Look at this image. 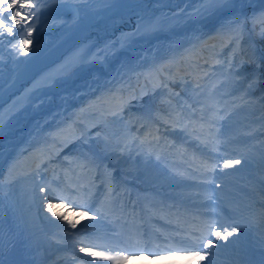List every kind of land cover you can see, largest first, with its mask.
Instances as JSON below:
<instances>
[{
    "label": "bare ground",
    "instance_id": "1",
    "mask_svg": "<svg viewBox=\"0 0 264 264\" xmlns=\"http://www.w3.org/2000/svg\"><path fill=\"white\" fill-rule=\"evenodd\" d=\"M199 1L201 3L195 5L191 0H111L103 6L88 8L85 7L89 6L85 0H35L39 12H37L35 21L36 30L33 32V42L30 45L31 52L24 55L20 49L12 47V44L18 43L21 38L20 35L15 37L5 35L0 39V75L10 71V69L13 70L12 66L13 64L17 65V62L24 61L26 64V66L20 65V71L16 74L11 73L12 75L6 84L0 86V104L2 105L0 108V120L7 114V110L8 112L13 110L16 112L12 118L18 120L16 123L23 124V121L28 122L26 125H19L11 131L12 139L14 136L16 138L22 136L21 144L18 146L20 150L17 149L18 151L11 153V149L8 148L11 146L9 144L11 143L9 142L10 139L0 140L2 155L7 152V154H13L14 156L11 158L7 156V159L3 158V160H0V163L3 162L0 167V208L4 212L3 218L8 225L7 227H12L10 219L14 222L13 229L9 233L6 230L3 239H5V242L9 239L18 242L19 248L15 249L16 254L18 250L23 251L20 257L17 258V260L19 259L18 264H51L52 260H54L52 258L53 255L62 249L54 248L50 240L40 235L42 233L40 230L42 229V221L38 214V202L32 193L33 178L27 173L31 169L27 168L26 161H29V157H32V154L29 153L32 152L31 150L35 145H38L36 140L39 137H45V141L43 140L38 146L39 151L37 152L40 153L38 155L50 153V151L56 149L60 142H64L66 138L71 137V135L82 134L83 131L85 132V122H83L80 115L83 116L81 111L87 102L86 100L97 99L99 94L104 92L110 93L111 96L114 95V92L121 96L134 92L136 94L142 93L145 90L143 88L144 85H149L151 84L150 82H155V80L161 78L159 75L163 73L162 64L166 61V64H170V61H178L182 58L190 66L191 61L188 57L192 51L196 50L202 54V52L209 53L212 49L211 44L204 43L208 39L202 37L203 33L211 30V28L230 34L232 41H234L233 44H237L241 38L240 41L246 48L248 56L258 62L263 61L261 40L264 34V21L261 19H264V9L255 8L254 3L256 0H231V3L225 7L222 6L218 13L207 14L200 22H194L190 19L187 24L182 25V28L179 29L166 30L161 28L154 34H147V36L138 35L136 17L140 16V13L136 14V10H140L141 14H146L155 12L158 8L164 9L163 12L167 11L172 16L178 13L176 17H173L177 19L179 12L188 15L194 8L206 6L210 2V0ZM68 6L73 8L72 15H65L64 13ZM70 7L69 9H71ZM118 9L123 11L119 13ZM114 10L116 11L114 12ZM94 11L104 13L102 21L87 22V24L79 22L77 17L79 13L85 12L90 15ZM104 11L114 12V17ZM128 21H130V25L133 22L136 23L135 29H131L129 33V37L131 35L132 39H134L131 43L124 41V39L121 40L119 34L114 32L117 24H125ZM83 25H86L87 29L91 27V29L95 27L102 28L105 25L104 29H99V32L104 33V31H107L113 33V35L105 36V38L109 39L106 41L109 43L107 46L103 47V49L98 47L93 52L98 58H93L91 62L85 65H79L70 73L60 75L68 67L65 66L64 58L69 57L68 55L71 52L66 53L58 63L34 77L35 79L31 80L28 86V88H32L36 83L43 86L48 79H51L52 83L46 89L39 92L35 91L34 95L28 96V88L26 87L22 92V96L19 99H14L15 96L11 92L16 88L19 81L28 75L31 66L33 69V66L37 63L42 64L45 61L60 57L65 48L69 50L67 46H69L68 44L71 43L74 36L71 34L72 31L76 27ZM44 29L48 30V32H43ZM62 29L65 30L59 36L57 32ZM83 33L88 34L84 31ZM64 36L68 37L59 42L60 40L58 39ZM213 38H216V36H212L209 39L213 41ZM99 42L101 41L97 40V43ZM168 58L170 60L163 61ZM192 65L190 68L195 69V61H193ZM70 77L72 78V83L70 82ZM9 93L11 94L10 97H8ZM34 107L37 110H34L32 115H30V110L32 111ZM172 118L174 117L172 116ZM66 120L67 125L65 127ZM64 129L66 133L59 131ZM152 131H156L154 126H151L150 132ZM56 133L59 134L56 136ZM54 134L56 137H54ZM3 137L6 138L5 136ZM33 157L32 161L37 156ZM24 158L26 159L23 163L22 160ZM113 159L116 160V164H113L115 169L118 171L124 170V160L117 158V156L113 157ZM20 163L23 165V169L16 168ZM21 172L24 173L23 175L20 174L22 176L21 180L27 188L22 194L23 202L18 203L17 197L11 190L13 187L9 182L11 183V177L16 173L19 175ZM214 179V177H209L205 182L199 183L198 180H194V182L189 183L198 184L200 185L199 189L207 190L206 188L211 184L210 181H214ZM111 185H108V187ZM103 187L105 186L103 185ZM123 188V186H120L121 192ZM51 194L50 192L42 194L41 203L44 207H47L48 201L53 199ZM53 210L56 213L66 215L71 220L77 221L78 208L73 204L69 205L68 208L59 207ZM59 223L61 226H70L66 220H61ZM11 234H13V238H11ZM2 242L0 241V256L8 248V243L3 245ZM44 243L48 247H45ZM60 247H67V244H62ZM44 248L50 249L49 256L45 255ZM104 252L116 257L123 264H183L185 262V259H179V255L167 256L161 254L157 255V257L151 256L145 262L143 260L145 256L128 257L126 260H121L120 251ZM62 255L63 259L67 260V255ZM35 256L37 257L35 258ZM84 256L85 262L89 264L88 259L91 256L87 254ZM56 263L57 261H55Z\"/></svg>",
    "mask_w": 264,
    "mask_h": 264
},
{
    "label": "rangeland",
    "instance_id": "2",
    "mask_svg": "<svg viewBox=\"0 0 264 264\" xmlns=\"http://www.w3.org/2000/svg\"><path fill=\"white\" fill-rule=\"evenodd\" d=\"M87 2L88 5H93V4H99L101 2H103L102 0H85ZM195 5H199V3H201L199 0H191ZM231 3V0H210L209 4H207L206 6H201L200 8L197 9H193L192 11L189 12L188 15H185L183 12L180 13L179 12V17L177 19H174L173 17L177 16L178 13H175V15H171L170 13H168L167 11L163 12L164 9H157L155 12L152 13H146V14H141L140 10H136V14L140 13V16L136 17L137 20V29L136 31H138V35H143V36H147V34H154L156 32L159 31V29L161 28H165L166 30H172V29H179L182 28V25L187 24L188 21H190V19L194 22H200L203 17L205 15H209L211 13H218L219 10H221L222 6H227ZM134 21H136L135 19H133ZM264 21V20H263ZM130 21L126 22L125 24L121 23L119 27H116V31L119 34V38L122 40L124 39V41L130 42L133 41L134 39H132L131 35L129 37V33L131 29H135L136 23L134 22L133 24L130 25L129 23ZM264 23V22H263ZM237 24V23H236ZM235 24V26H236ZM130 25V26H128ZM64 32V30L62 29V31L58 32L57 34L59 36L62 35V33ZM113 35V33H109ZM212 36H217L219 38H226V32L217 30L215 28H211V30L203 33L202 37H206V38H212ZM65 38H62V40H64ZM62 40H60L59 42H62ZM105 40H108V38H106ZM58 41V40H57ZM93 43V42H92ZM91 43V45H87L86 47H84L86 50L84 51V53H82L80 57H78L76 60H74V62H72V64L70 65L71 67H69L68 69L64 70L62 73H60V75H64V73L68 72L69 70H72L79 67V65H85L86 63H89L93 60V58H98V56H96L95 54H93V51H95V49H98L97 44L94 42L93 44ZM107 44H105V46H107ZM119 45V44H118ZM104 46V47H105ZM90 51H88V50ZM123 51V50H122ZM92 52V53H90ZM141 55V54H140ZM235 55V54H234ZM231 55V58H229L230 62H234V59L236 56L239 55ZM246 55V54H245ZM248 55V52H247ZM224 56H229V54H225ZM241 59L238 61L239 64L241 65V60L245 61L247 56H243L242 54H240ZM263 58V56H262ZM165 60H170L168 59H164ZM264 60V59H263ZM227 61V58H226ZM170 62H176V61H170ZM158 63V61H157ZM163 63V62H162ZM167 61L165 63L162 64V70L163 73H161L159 76L161 77V79L155 80V82H150L151 84L149 85H144V92L136 94V93H131L129 95V97L127 96L126 98H141L144 97L146 95V97L149 94V91L155 89L156 87H160V86H156L158 85L160 82H164V80L167 82L168 81V76H167V72L170 71V69L172 68V64H166ZM248 63H250L252 66L255 65H263L264 68V62H258L256 59L254 60V58H252L251 56H249V60ZM240 65L236 66V62H234V65L232 68H236L237 72L235 73L232 69H229L231 72L227 74V72H225V76L226 77H230L233 79L235 78L236 80L240 81V85L242 86L243 84L246 83V75L251 73V69L252 67H240ZM17 66V65H15ZM75 67V68H74ZM138 67V66H137ZM225 68L222 67L221 65L219 66H215L213 68V70L209 71L206 75L208 77H206L203 81V83L206 85L207 89H205V86L199 87L196 89V92L199 93H195V91H193L197 96H199V99H203L200 103H204V108H203V118H205V120H208V118L210 117V115H212V113H210L208 107L212 108L213 110L218 109V110H224L225 115H222L223 117H217L215 116L214 118L211 119V122L213 123L212 127L215 130H219L221 123L224 124V126L228 125V130L227 132L231 135L228 143L229 145H232V154H236L238 156H236L235 159L229 158L228 160H240L241 163L237 164V165H233L230 167H226L225 171L227 172L228 175V179H227V183H225V185H228V188H225L224 190H220L221 192L218 193V197L227 201H232L235 206H238L241 202L245 203V207H242V209L244 208L246 210V214L247 216H245L248 219V222L250 225L253 224V227L251 228L252 230L247 231V233L245 234L246 236L250 237V240L252 242H257L258 244H263L264 243V207L259 208V206L257 207L256 204H262V202H264V200H259V201H255V202H251L250 200L253 199V197H249L248 195H246L245 193H242L241 191L243 190V188L247 187L251 190H253V193L255 196H258V192L261 193V190L264 189L262 185H264V137L261 140L262 134H264V121H263V117H264V87H257L256 91H250L249 93H247L249 96V98H253L256 99V101L258 100V114L256 115H252V112H248V116L246 117V121L240 120L239 115L240 113L238 111H236L234 109V104L230 103L235 101L234 98H230V96L235 95L236 93L239 94L237 97L239 99V97H241L243 95V91L241 90V88L239 86H237L234 90H232L233 92L228 93L229 97L226 98L225 103L221 106H215V101L218 98V94H220L221 92H218L216 86H217V82L219 79H221V73L220 71L223 70ZM226 71V70H225ZM223 72V71H222ZM234 79V80H235ZM177 81H174L175 83H178V85L180 86V88L182 87V85L185 86V88L191 84V82L189 80H186L183 76V78L181 79H174ZM49 82V80H48ZM70 82L72 83V78L70 77ZM29 82H27L26 84L21 85L20 89H17L15 93H13V95L15 96L14 99H19L22 96V92L24 91V89L29 86ZM52 83V82H51ZM216 83V84H215ZM50 84V83H49ZM49 84H43L42 88H35V85L32 86V88H28L27 92L29 93L28 96H31L32 94L34 95L35 91L39 92V91H43L44 89H46V87L49 86ZM202 84V85H204ZM107 88V87H106ZM226 88V87H225ZM208 90V91H207ZM148 94H145L147 93ZM175 92V91H173ZM114 94H117L114 92ZM107 96H111L110 93H101L99 94L97 99H88L86 100V104L82 107V111L81 113H83V116L80 115L81 119H83L84 125H85V129H89L90 127H92V125L95 123V121H99L100 117L97 114H94L96 111V108H100L101 104L105 103L104 99H106ZM261 104V105H260ZM31 105V104H28ZM7 106V104H6ZM35 106V105H34ZM262 107V108H261ZM34 110H37L36 107H34L32 109V111L30 110V115H32V112ZM106 110V109H105ZM175 111H178L179 108L177 107L176 109H174ZM226 110V111H225ZM128 109H126V107L124 106V108L119 109V111L117 112L118 117H122L123 120H127V113H128ZM16 111H11L8 112V110L6 111V115H4L1 120H0V128H1V132H0V140H6V139H10L9 144H11V146H9L8 148L11 149V153H13L14 151H16L17 149L20 150V148H18V146L21 144L20 140L22 138V136L20 138H16L15 136L12 139V133L11 131H13L14 128L18 127L19 125H26L28 122L23 121V124L20 123H16V119H13V115ZM179 112V111H178ZM116 114V113H114ZM171 115H176L174 114V111L171 113ZM176 119L181 120L180 124L184 123V116L182 115V113L180 115H176ZM26 120L28 121V119L26 118ZM179 121V120H177ZM243 121V122H242ZM65 127L67 125V120L65 121ZM79 122V121H77ZM241 122V123H240ZM172 127V128H171ZM171 127H166L167 131L173 133L175 129L177 128H182L178 125H173ZM3 128V129H2ZM69 129V128H68ZM86 130L85 132L83 131V138H85V140L88 141V131L86 134ZM61 132L66 133V130H59ZM60 133V132H59ZM56 133V136L57 134ZM3 136H5L6 138H4ZM54 134V137H56ZM186 136V135H185ZM4 138V139H3ZM16 138V139H15ZM77 138L76 135H71V137L66 138V140L64 142H60L59 145L56 147V149L54 151H50V153H46L49 154L50 156H53L54 154H56L57 152H63V155H65L64 157H66V161L69 159L68 155H66V152L64 151L67 146L73 142L75 139ZM255 138V139H254ZM256 138H259L258 140H256ZM127 139L129 141V149L130 154L129 156L131 157V159H129V157H127V154L125 155L121 150L120 151H110L109 154L106 156L108 158V160L110 159V162H116L115 159H112L113 157L117 156V158H120L122 160H124L125 162V169L126 172L131 175V176H139L142 177V179L148 178L151 180H154L158 182V184H160V186L163 189H167L170 190L172 192H176L178 190L179 195L178 196H183V198H191L194 199V197H196V195H198V193L194 192L193 189H190L189 187H191L192 185H186L184 183H181L180 181H178V179H176L175 174L171 172L170 170L167 169V165L166 163L163 164L162 158L166 157L165 155L159 154V156H155V154H157L159 151H162V153H164L163 150H160L159 145L154 143L153 138L150 140H146V139H140L137 137V135L130 130V134H128ZM45 141V137L41 136L36 140V143L38 145H35L33 147V149L31 150L32 152H30L29 154L37 156L38 153L37 151H39L38 146L42 143V141ZM258 141V142H257ZM173 145V144H171ZM170 145V146H171ZM35 149V150H34ZM163 149V148H162ZM17 150V151H18ZM1 149H0V160L3 158L7 159V156L14 157L13 154H7V152L4 153V155H2L1 153ZM25 152V150H24ZM245 153V155H243V153ZM243 155V156H242ZM34 156V157H35ZM40 155H38L37 157H39ZM32 157H29V161H32ZM33 157V158H34ZM36 157V158H37ZM95 157L94 155L92 156L91 160H94ZM24 158L22 160V162H25ZM26 161V164L29 162ZM177 161V160H175ZM81 160H78L77 163L72 164V167L74 168V173L75 175H78V180L76 182L77 187L75 188L74 193H77L78 195L83 196L85 198V200L83 201V203L85 204V208H83L82 204L78 209V213L80 211H89V204H87L88 200L90 199V197L88 196L87 192L88 189L90 187H92L93 185L96 186L95 181H93L92 179H90V175L87 173H82L81 169H79V166H83L80 164ZM91 162V161H90ZM109 162V163H110ZM3 163V162H1ZM0 163V167L2 166ZM95 163V161H94ZM109 163H107L109 165ZM19 166L16 168L19 169H23V165L18 164ZM28 165V164H27ZM74 165L76 167H74ZM92 165V163H91ZM225 166V165H224ZM240 167H248L249 169L247 170H241V171H237L234 170L235 168H239ZM139 168H145L144 172L145 174L143 175H139L138 173H136V171H139ZM34 170V168L32 169ZM114 170V168H113ZM251 170L253 171L254 176H251L250 178L246 177L245 174H250L252 173ZM28 175L31 173V171L27 172ZM38 176H42L41 173H39V171L37 172ZM68 177L70 178L72 175L71 173L68 171L66 172ZM20 174H24V173H19V175H17V173L11 177V183L9 182V184H11V186L13 187L11 190L14 193V195L17 197V202L21 203L23 202V197L22 194H24V191L26 190L27 186H25L21 180L22 176H20ZM47 176L46 173L43 174V177ZM54 176V175H53ZM52 176V179L56 180V177ZM181 176V175H180ZM31 178L33 177L32 175L30 176ZM243 179L242 181H244V185H237L236 183H233L231 181H236L237 179ZM82 179H84L83 184L81 183ZM52 181V180H51ZM154 181V182H155ZM42 183V184H41ZM41 183H37L36 185V190H35V200L38 202V207H39V216L42 217L41 221L43 224V228L40 229L42 231V233L40 234L42 237L47 238L48 240H50L54 246H56L57 248H60V245H62L64 242L61 237L62 235L65 234V232H58L55 231L51 228H48V224H53V223H57L59 221H61L62 219L59 218V216H56L53 214V211H49L47 209V207H44L41 203V198H42V194L43 193H47L50 192L51 193H57L60 192L61 187L57 190L54 187V182L53 184L50 185L47 183V181H43ZM67 183V182H66ZM232 183V184H231ZM157 184V183H156ZM231 184V185H230ZM68 185V184H67ZM10 186V185H9ZM10 186V187H11ZM62 186V185H61ZM84 187V188H82ZM181 187V188H180ZM40 188H44L45 191L41 192ZM96 188V187H95ZM180 188V189H179ZM72 189V188H71ZM70 189L71 193H73V191ZM111 189V188H110ZM108 190L106 193H108V195L110 196V198H112V196L115 197V190ZM96 191V190H95ZM52 195V194H51ZM97 194H92V192L90 193L91 197H96ZM53 199H51L50 201L55 205L54 208H59V207H63V208H68L69 207V203H67V201H65V199H60L59 196H55L52 195ZM78 199H73L72 202L78 204L77 202ZM208 200H205V203H208ZM49 202V201H48ZM62 205H67V207L62 206ZM243 209V210H244ZM245 212V211H244ZM242 212V213H244ZM3 214L4 212L2 211V209L0 208V241L4 244L8 243V248L5 249L4 253H2V255L0 256V264H18L19 263V259L17 260L18 257H20V254H22L23 251L18 250L17 254H16V248L18 247V242L14 241L13 239H9L7 240V242H5L3 239V237L5 236L6 230H8L7 233H9L14 226V222L13 220L10 219L11 221V228H8L5 219L3 218ZM77 221L79 222L78 225L80 226L81 224L83 225V227H81L82 229V233L85 234V230H89L88 227H92V225L94 226H98L96 224H93V222L88 221V217H83L80 216L79 214L77 215ZM90 216V214H89ZM46 228L47 232L45 231ZM90 230H94L91 229ZM89 230V231H90ZM104 230V229H103ZM61 235V237H60ZM11 238H13V234H11ZM15 236V235H14ZM75 237H78L77 235H73ZM8 237V236H7ZM3 239V240H2ZM72 241V245L73 247L69 248V250L74 251L80 255H85V253H81L79 251L80 247H82L83 245L80 244L78 242V240H76L75 238ZM10 242V244H9ZM14 245V246H13ZM45 247L47 246L46 243H44ZM86 247V246H83ZM19 248V247H18ZM66 254V259H63V255L62 252L61 254H56L53 255V259L51 264H55V261H57L56 264H81L79 258L76 255L73 254H68V252L64 253ZM49 256V254L47 255ZM37 256H35L36 258ZM90 260L92 258H89ZM65 260V261H64ZM84 264V263H83ZM105 264V263H104ZM106 264H114V262H108ZM119 264H123V262H119Z\"/></svg>",
    "mask_w": 264,
    "mask_h": 264
},
{
    "label": "snow or ice",
    "instance_id": "3",
    "mask_svg": "<svg viewBox=\"0 0 264 264\" xmlns=\"http://www.w3.org/2000/svg\"><path fill=\"white\" fill-rule=\"evenodd\" d=\"M37 12H39V8L35 0H0V39H2L5 35L9 37L20 35V40L17 44H12V47L14 49H20L25 55L28 54L30 51V45L33 42V32L36 30L35 21L37 19ZM240 163V160H228L225 163V167H230ZM40 191L44 192L45 189L40 188ZM46 206L49 211H53L55 207L51 201H49ZM62 206L67 207V205ZM53 214L59 216L62 220H66L73 229L77 228V224L79 223L78 221L71 220L66 215L61 213L53 212ZM78 214L83 217H89L91 220H97L99 218L98 216H89L88 211H80ZM208 227L209 235L214 236L217 241L221 239L227 240L228 237L233 236L240 230L239 225L232 226L231 231H228L227 228L221 230L217 227V222H212ZM200 239L202 241L200 246L203 251L187 253L192 258L193 264H200V261L205 260L208 257L210 250L214 247L213 240L203 236ZM205 240L206 243L203 242ZM88 242L90 243V241ZM81 243H85V241H81ZM195 246L196 245H193V247ZM79 251L91 256L92 260L89 261V264H97V258L116 261V264H119L116 257L108 255L104 251H97L92 247L82 246ZM127 258V256L123 255V252L120 253L121 260H126Z\"/></svg>",
    "mask_w": 264,
    "mask_h": 264
},
{
    "label": "water",
    "instance_id": "4",
    "mask_svg": "<svg viewBox=\"0 0 264 264\" xmlns=\"http://www.w3.org/2000/svg\"><path fill=\"white\" fill-rule=\"evenodd\" d=\"M103 2L99 3V4H93V5H89V6H85V7H88V8H93V7H100V6H103L104 4H107L108 2H110L111 0H102ZM254 6L256 9H264V0H256V2L254 3ZM70 6H68L65 10H64V13L65 15H72V11H73V8L70 7L71 9H69ZM116 10H114L115 12ZM105 12V11H104ZM114 12H105L106 14L109 13V15H113ZM57 13V12H56ZM103 15L104 13H99V12H96L94 11L92 14H87L85 12H82V13H79V15L77 16L78 17V20L79 22H82V23H86L89 22V23H95L96 21H102L103 19ZM114 17V15H113ZM261 20H264V19H261ZM134 23V22H133ZM132 23V24H133ZM120 24H117L114 28V32L115 33H118L116 31V27H119ZM58 27V26H57ZM59 28V27H58ZM92 28V27H91ZM87 29V26L86 25H83V26H79V27H76V29L74 31H72L71 34H73V40L71 41L70 44H68V48L69 50H67V48H65L63 50V53L61 54L60 57L58 58H53L52 60L50 61H45L44 63L42 64H37L36 66V69H34L32 72H31V75H30V79L33 80L35 79L34 77H37V75H40L42 74V72L46 71L48 68L52 67V65L58 63L60 61V59L62 58L63 55H65L66 53H69L71 52V54H69L67 58H64L65 60V66H70L72 64V62H74V60H76L78 57L82 56L81 54L84 53V51L86 50L84 47H86L87 45H91V43L95 42L97 44V46L100 48V49H103V47L105 46V44H107V40H105V36L106 35H111V34H108L107 31H104V33L102 32H99L100 30L99 29H104V25L102 26V28H93V29ZM65 30V29H63ZM60 31V30H59ZM62 31V30H61ZM86 32L88 34H85L83 33ZM43 32H48V30L44 29ZM77 33V34H75ZM71 34H68V35H71ZM80 34V35H79ZM76 36V37H75ZM67 36H64L62 38H65ZM62 38H59L58 40H62ZM105 38V39H104ZM97 40L101 41L99 43H97ZM109 40V39H108ZM213 40L215 42L219 41L220 39L218 37L216 38H213ZM105 41V42H103ZM92 43V44H93ZM206 43V41L204 42ZM109 44V43H108ZM94 45V44H93ZM97 47V48H98ZM87 48V47H86ZM88 50V49H87ZM90 51V50H88ZM94 52V50H92ZM92 53V52H90ZM193 55H197V57H202L203 55H201L198 51L194 50ZM203 54V52H202ZM177 64V63H176ZM180 64V62H179ZM67 67V68H68ZM66 69V68H65ZM49 80V79H48ZM51 80V79H50ZM43 86L40 85V84H35V88L36 89H40L42 88ZM135 93V92H134ZM131 94V93H130ZM129 94V95H130ZM129 95H126L129 97Z\"/></svg>",
    "mask_w": 264,
    "mask_h": 264
},
{
    "label": "trees",
    "instance_id": "5",
    "mask_svg": "<svg viewBox=\"0 0 264 264\" xmlns=\"http://www.w3.org/2000/svg\"><path fill=\"white\" fill-rule=\"evenodd\" d=\"M262 47L264 48V39L262 40ZM262 75H264V71L261 72V76ZM257 81L258 79L253 80L252 82L256 84L258 83ZM261 82L264 83V80H261ZM149 98L157 107L166 108L165 103L167 102V99H165L164 95L160 92V90L150 93ZM247 102L248 101L243 104L245 107L242 106L244 112L249 110L248 105H245L247 104ZM142 103L143 101H140L137 103L136 106L143 107ZM95 114H99L98 110L95 112ZM100 118L101 120L98 121L97 124L90 130V136L92 140L95 141L98 148H100V150H102L103 152L109 150L110 148L119 149L122 144L125 143L124 134L125 131H127L126 126L121 123V118H118L117 116H115V114H108L107 116L101 115ZM88 146L89 144L77 139V142L72 143L70 145V148L71 150H73L71 152L75 154V152H79L78 150L80 149V147L87 148ZM123 149H125L126 153L130 152L127 143L124 145Z\"/></svg>",
    "mask_w": 264,
    "mask_h": 264
}]
</instances>
